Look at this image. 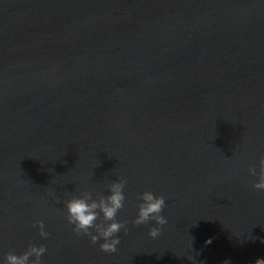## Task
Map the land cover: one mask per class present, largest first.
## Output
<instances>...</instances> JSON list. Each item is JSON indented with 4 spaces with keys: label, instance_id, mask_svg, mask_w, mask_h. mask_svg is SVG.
<instances>
[{
    "label": "water",
    "instance_id": "95a60500",
    "mask_svg": "<svg viewBox=\"0 0 264 264\" xmlns=\"http://www.w3.org/2000/svg\"><path fill=\"white\" fill-rule=\"evenodd\" d=\"M262 155L264 0H0V264H254ZM119 179L108 253L65 201ZM143 191L165 225L132 223Z\"/></svg>",
    "mask_w": 264,
    "mask_h": 264
},
{
    "label": "clouds",
    "instance_id": "9594fccd",
    "mask_svg": "<svg viewBox=\"0 0 264 264\" xmlns=\"http://www.w3.org/2000/svg\"><path fill=\"white\" fill-rule=\"evenodd\" d=\"M259 178L253 183V187L264 191V155L259 159ZM252 175H257L254 167H249ZM125 181L123 179L110 182L107 187L108 195H101L98 199L92 197V193L85 190L80 196H73L65 201L66 219L73 225V231L77 234L83 233L95 244L99 238L103 242L99 244L102 251L114 253L120 243V237L116 235L124 229L127 220H118L117 213L124 207L125 196L123 193ZM141 203L138 205L137 215L132 221L135 225H142L149 220H154L156 225H165L166 218L161 214L165 208V198L161 195H154L151 191H143L139 194ZM102 214L103 222L97 223ZM39 229L41 237H47L49 233L45 231L44 222L37 220L34 222ZM94 228L96 234L90 229ZM160 227L149 228L148 235L157 237L160 235ZM210 242V241H209ZM46 252L43 244L29 245L27 250L20 254L9 251L4 258L5 264H40V257ZM35 257V259H30ZM254 264H264V259L257 258Z\"/></svg>",
    "mask_w": 264,
    "mask_h": 264
}]
</instances>
